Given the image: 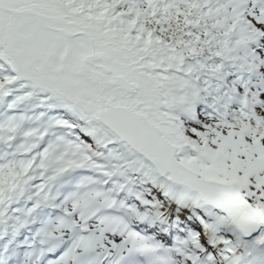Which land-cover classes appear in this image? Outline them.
Segmentation results:
<instances>
[{"label": "snow or ice", "instance_id": "1", "mask_svg": "<svg viewBox=\"0 0 264 264\" xmlns=\"http://www.w3.org/2000/svg\"><path fill=\"white\" fill-rule=\"evenodd\" d=\"M0 264H264V0H0Z\"/></svg>", "mask_w": 264, "mask_h": 264}]
</instances>
